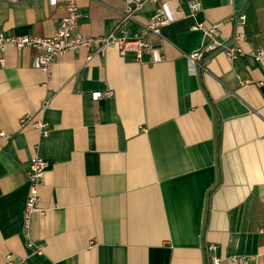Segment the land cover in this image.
I'll use <instances>...</instances> for the list:
<instances>
[{
	"label": "crops",
	"instance_id": "obj_1",
	"mask_svg": "<svg viewBox=\"0 0 264 264\" xmlns=\"http://www.w3.org/2000/svg\"><path fill=\"white\" fill-rule=\"evenodd\" d=\"M191 1L147 3L127 24L124 0L80 1L76 33L86 37L133 36L161 7L171 23L159 63L124 59L115 47L87 61L81 50L58 58L48 80L36 50L6 49L0 264L7 255L14 264H209L211 245L220 264H264V62L249 55L264 49V0H198L194 16ZM64 16L62 0L0 1V35L52 37ZM198 24L218 26L221 41L240 37L232 44L246 55L220 52L192 67L187 55L204 42ZM106 91L113 97L93 101ZM24 115L49 124V136L21 128ZM35 156L48 162L46 213L27 228Z\"/></svg>",
	"mask_w": 264,
	"mask_h": 264
},
{
	"label": "built area",
	"instance_id": "obj_2",
	"mask_svg": "<svg viewBox=\"0 0 264 264\" xmlns=\"http://www.w3.org/2000/svg\"><path fill=\"white\" fill-rule=\"evenodd\" d=\"M10 2H20L25 0H0ZM49 5L55 7L60 0H47ZM65 8V16L61 18L59 26L54 36L52 37H37L32 35L26 36H7L0 35V65L4 64V53L7 48L11 47L16 50L34 49L38 52L37 59L40 69L49 80L51 77V67L54 62L67 53H77L81 50L89 51L87 61H91L93 57L105 51L108 48L115 47L118 49L122 58L126 59L129 53H134V61L142 63L147 57L148 63H159L164 60V45L165 38L163 29L167 27L171 21L165 11L159 7L156 13L149 21L142 26L139 33L131 36L126 30H121V36L111 34L107 37H86L77 34L76 31L80 20V1L81 0H62ZM159 0H124L125 7L119 12L120 24L136 22V15L143 9L147 3L157 4ZM192 15L194 16L202 8L200 1L193 0L189 4ZM241 18V17H240ZM236 16L230 19V22L236 21ZM242 20L245 17L242 16ZM196 30H201L204 34V42L201 48L187 55L192 67H203L206 59L217 53H224L230 61L236 60L246 55V52L239 46H234L232 41H239L240 37L235 36L231 41H221L218 38V26L205 27L203 24H198L194 27ZM256 61L264 62V49H256L249 53ZM253 81L251 79L238 78L239 85H249ZM264 85V78L258 83ZM112 91L93 93V101H99L102 98L113 97ZM48 104L44 106L48 107ZM21 128H32L38 130L43 138L50 134V126L43 119L34 117L33 115H24L20 118ZM0 137L7 140L8 137L0 134ZM48 169V162L40 157H33L30 160L27 169V178L29 182V195L26 201L25 220L26 226L29 228L33 215H45L46 210L41 206L40 188ZM260 234H264V227L259 229ZM33 248V244H29ZM44 248L38 247L34 250L35 254L41 255ZM245 258H233L234 262H242ZM7 264H14L12 255L6 256ZM222 258L218 254V247L211 245L208 253L209 264H220Z\"/></svg>",
	"mask_w": 264,
	"mask_h": 264
},
{
	"label": "water",
	"instance_id": "obj_3",
	"mask_svg": "<svg viewBox=\"0 0 264 264\" xmlns=\"http://www.w3.org/2000/svg\"><path fill=\"white\" fill-rule=\"evenodd\" d=\"M239 14V16H241L242 14H243V11H241L240 13H238Z\"/></svg>",
	"mask_w": 264,
	"mask_h": 264
}]
</instances>
